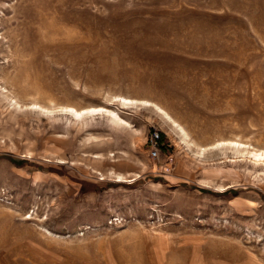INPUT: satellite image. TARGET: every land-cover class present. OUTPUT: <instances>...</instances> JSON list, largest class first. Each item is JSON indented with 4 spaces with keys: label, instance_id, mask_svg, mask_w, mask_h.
<instances>
[{
    "label": "rangeland",
    "instance_id": "1",
    "mask_svg": "<svg viewBox=\"0 0 264 264\" xmlns=\"http://www.w3.org/2000/svg\"><path fill=\"white\" fill-rule=\"evenodd\" d=\"M262 151L264 0H0V264H264Z\"/></svg>",
    "mask_w": 264,
    "mask_h": 264
},
{
    "label": "bare ground",
    "instance_id": "2",
    "mask_svg": "<svg viewBox=\"0 0 264 264\" xmlns=\"http://www.w3.org/2000/svg\"><path fill=\"white\" fill-rule=\"evenodd\" d=\"M119 101L121 102L122 105H125V106H129V105H143V106H146V107H155L158 112L162 113L164 115V117L166 118L167 121H169L171 127H174L178 133V136H181L180 134L183 133V130L180 128V126H178L176 124V122H174V120H172L167 114L166 112H163L162 109H160L158 106L154 105V104H151L149 102H144V101H137V100H131V99H127V98H118ZM67 112H69V114H71L74 118L80 120L82 118H85V117H92V116H97V115H104V116H108L109 118H112L113 120H115V122L117 123H124V121L121 120V117L119 116V113L116 112L115 110H109V109H105V108H91V109H87V110H81V111H78V110H75L73 108H68L67 109ZM173 128V129H174ZM185 133V132H184ZM185 135H183L184 137ZM183 140V139H182ZM186 141V140H185ZM186 144V143H185ZM228 144H231L232 143H228ZM226 144V145H228ZM234 144V143H233ZM221 145H224L221 144ZM225 145V146H226ZM235 146H240L241 144H234ZM220 146V145H219ZM211 148V147H210ZM204 150V149H203ZM239 152V151H238ZM241 152V151H240ZM205 153H202L200 154L199 157H203ZM242 154V153H241ZM197 155H199L197 153ZM253 156L256 158V159H259V160H263L264 161V151L260 152V153H254ZM98 158V157H97ZM118 180L117 182H124L125 181V178L122 177V176H118L117 177Z\"/></svg>",
    "mask_w": 264,
    "mask_h": 264
},
{
    "label": "built area",
    "instance_id": "3",
    "mask_svg": "<svg viewBox=\"0 0 264 264\" xmlns=\"http://www.w3.org/2000/svg\"><path fill=\"white\" fill-rule=\"evenodd\" d=\"M147 145L150 147L152 158L158 159L161 155L160 133L158 131L150 132Z\"/></svg>",
    "mask_w": 264,
    "mask_h": 264
},
{
    "label": "trees",
    "instance_id": "4",
    "mask_svg": "<svg viewBox=\"0 0 264 264\" xmlns=\"http://www.w3.org/2000/svg\"><path fill=\"white\" fill-rule=\"evenodd\" d=\"M163 140V135H160V143L162 142Z\"/></svg>",
    "mask_w": 264,
    "mask_h": 264
}]
</instances>
